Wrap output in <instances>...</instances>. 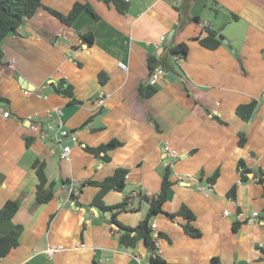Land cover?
Returning a JSON list of instances; mask_svg holds the SVG:
<instances>
[{
	"label": "crops",
	"instance_id": "0c3cea01",
	"mask_svg": "<svg viewBox=\"0 0 264 264\" xmlns=\"http://www.w3.org/2000/svg\"><path fill=\"white\" fill-rule=\"evenodd\" d=\"M122 1L129 6L125 15L103 0H42L62 14L76 2L88 3L99 18L84 11L67 26L41 8L4 40L0 210L9 200L19 201L13 223L23 231L19 245L0 264H151L143 240L135 248H122L110 212L92 206L99 187L86 186L77 205L69 199L65 181L77 179L83 185L127 169L124 191L107 193L104 203L130 198L134 211L119 213L118 220L136 227L150 208L145 198L158 195L167 167L174 184L163 211L172 214L186 205L202 235H187L184 218L161 213L151 223V228L156 224L157 254L171 264H264V183L259 182L264 179V0ZM178 7L200 22L178 30ZM207 28L221 30L229 44L216 50L203 47L199 39L208 35ZM88 33L94 36L92 45L81 36ZM180 43L188 45L189 53L179 63L170 49ZM149 57L174 67L163 68L166 75L155 86L157 92L143 98ZM61 80L72 85L80 103L56 92ZM101 97L103 104L98 103ZM253 100L257 106L245 122L236 109ZM56 108L62 110L63 125L49 114ZM36 122L45 135L32 130ZM60 127L77 136L76 143H68L70 161L61 158L54 140ZM114 139L123 145L107 153L109 161L85 150ZM167 143L180 155L171 163ZM36 161L45 164L48 180L56 183L48 204L36 202ZM240 161L250 170L246 181L241 180ZM216 171L220 176L210 193L199 191L190 178L176 177L188 174L204 184ZM234 185L237 196L231 200L227 194ZM254 212L257 221L248 223ZM235 223H240L237 231ZM51 245L64 248L50 257L46 251Z\"/></svg>",
	"mask_w": 264,
	"mask_h": 264
},
{
	"label": "trees",
	"instance_id": "16d2710c",
	"mask_svg": "<svg viewBox=\"0 0 264 264\" xmlns=\"http://www.w3.org/2000/svg\"><path fill=\"white\" fill-rule=\"evenodd\" d=\"M107 4H113L117 10L125 15L128 13L129 6L127 3H124L122 0H103ZM41 8H45L50 11L53 15L58 17L64 24L67 26H72L77 18L84 12L89 11L96 19L99 17L94 13L93 9L88 3L76 2L72 8V10L68 14L59 13L51 8L45 7L43 5L42 0H0V61L4 57L3 53V43L4 40L12 34H17L19 29L25 23V21L31 17H33L37 11ZM178 11L180 10V18L178 24V30L184 29L190 23H199V17H186L184 16L182 10L178 7ZM234 18H237L236 15L232 14ZM208 35L204 38H200V44L209 49L216 50L220 46L223 45L222 38L218 37V34L221 33L219 29L207 28ZM82 38L89 45L94 43V36L91 33L82 34ZM189 47L186 43H180L170 49V54L173 57H182L185 60L188 57ZM264 53V51H263ZM148 65L151 71H154L156 68L161 67L166 69L167 71H172L174 64L162 62L157 60L155 57L148 58ZM101 82L105 83L106 78L104 74L100 75ZM55 90L58 94H61L64 97L70 98L72 103H80L73 92L72 85L68 84L65 80H61L57 86H55ZM157 92L155 87H151L149 85H145L141 87V94L143 98H150ZM7 101V99L3 98L0 95V102ZM257 100H253L246 104H241L237 107L236 113L237 115L245 122H248L255 111L257 106ZM94 119L91 118L90 121ZM87 123V124H88ZM74 132V131H73ZM29 141L27 142V144ZM246 143V138L244 135H241L239 146L243 147ZM123 143L117 139L110 141L109 143L103 144L99 147H89L86 146L85 150L90 154H94L96 156H102L105 161H109V156L107 153L111 150L117 149L122 146ZM34 167L36 169V177L38 180L37 183V191H36V202L38 205L48 204L55 197V185L54 181L50 182L48 180L45 164L36 161L34 163ZM238 169L241 173V180H248L247 173L250 170L246 167L244 161H240L238 164ZM128 174L127 169L119 168L115 171V173L106 178L103 181H88L81 185V191L86 186H96L100 188L98 195L95 197L92 202V206H97L101 210L105 212H110L111 218L110 222L117 227V232L119 234V243L124 249H132L135 248L137 243L140 240H143L145 246L150 254V262L151 264H171L165 261L157 254V246L155 238L153 237V230L151 228L152 219L161 214L165 213L163 211V205L170 196L171 188L174 184L173 181V172L170 167L166 168L161 189L157 196L150 198H145V200L150 204V208L146 218L140 222V224L136 227H129L122 224L118 220V215L121 212H129L134 211L131 208L130 198L124 199L121 203L116 205L106 206L104 203V197L107 193L111 191L122 192L125 189V181L126 176ZM220 176L219 171H216L210 178H208V182L215 183ZM259 182L264 183V179L260 178ZM68 184V181H65ZM237 196V186L234 185L228 192L227 197L231 200H235ZM75 203L78 205V200L75 196H72ZM20 210V202L17 200H9L0 210V260L7 257V255L19 245V238L23 231V227L21 225H16L13 223V218ZM169 218L182 217L185 219V223L183 224V229L185 233L191 237H200L201 231L196 229L193 226V222L196 217L193 212L186 206L182 205L180 210L175 213H165ZM240 227V223H235L233 225L234 231H237ZM158 237L168 238L164 233H159ZM264 254V250L262 251ZM92 264H100L98 261L94 260Z\"/></svg>",
	"mask_w": 264,
	"mask_h": 264
},
{
	"label": "built area",
	"instance_id": "2783aa9c",
	"mask_svg": "<svg viewBox=\"0 0 264 264\" xmlns=\"http://www.w3.org/2000/svg\"><path fill=\"white\" fill-rule=\"evenodd\" d=\"M181 60H183L182 57H176V61L177 62H181ZM121 68H123L124 70H127V67L125 64L120 63L119 64ZM166 75V70H164L163 68H156L154 71H151L148 81H147V85L151 86V87H155L158 83V81ZM28 93V92H26ZM99 104H103L104 103V98H100L98 101ZM50 115H53L52 117H56L59 120V124L63 125L62 123V110L60 108H56L53 111H50L49 113ZM9 113L6 112L4 113V117H9ZM29 120H31V117L29 118ZM39 121V120H38ZM62 127L58 128L57 131L54 132V140H56L59 145L61 146V158L65 161H70V154H71V147L70 145H68V143L70 142H77V136L75 133L69 132L66 129H61ZM32 130L36 131V132H40L41 135H45L44 131H43V127L41 125L40 122H36L34 124H32ZM65 143L66 145H63V143ZM165 153L167 156V160L169 163H171L170 159L172 158H178L180 155L178 154V152L173 149L169 143L166 144L165 146ZM177 179L179 180H183L185 178H190L191 180H193V182L196 183L197 189L201 192H205V193H210L213 190V183L211 182H206L204 184H200L198 181L194 180L190 175L186 174V175H181V174H176ZM68 193H69V199L73 200L72 196H75L76 198L80 195L81 193V185L79 184L77 179H72L69 183H68ZM225 215H228L229 212L226 211L224 213ZM259 214L257 212H254L252 217H250L248 219V223H255L258 219ZM152 228L156 229V224H152ZM260 246H264L263 244H261ZM64 246L63 245H54V246H49L46 253L48 254V256L53 257L55 255V253H57L58 251L63 250Z\"/></svg>",
	"mask_w": 264,
	"mask_h": 264
},
{
	"label": "water",
	"instance_id": "95a60500",
	"mask_svg": "<svg viewBox=\"0 0 264 264\" xmlns=\"http://www.w3.org/2000/svg\"><path fill=\"white\" fill-rule=\"evenodd\" d=\"M218 37H219V38H222V35H221V34H218ZM222 42H223V44H225V45H228V44H229L228 40L225 39V38H222ZM76 209H78V207H76Z\"/></svg>",
	"mask_w": 264,
	"mask_h": 264
}]
</instances>
